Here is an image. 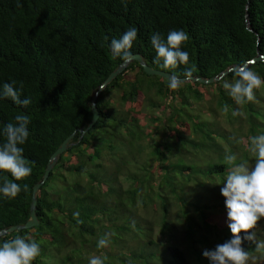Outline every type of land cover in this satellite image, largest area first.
Listing matches in <instances>:
<instances>
[{
    "label": "trees",
    "instance_id": "trees-1",
    "mask_svg": "<svg viewBox=\"0 0 264 264\" xmlns=\"http://www.w3.org/2000/svg\"><path fill=\"white\" fill-rule=\"evenodd\" d=\"M130 27L138 30L130 50L133 55L180 78H185V67L194 69L192 77L209 79L264 55V0H0V92L5 83L15 81L17 89L23 85L21 99L31 100L25 108L0 98V145L6 142L4 127L15 124L17 114L27 115L29 137L19 147L32 170L21 181L0 172V186L7 177L21 187L16 197L0 193V230L26 223L32 189L42 180L51 154L75 134L73 145L37 193L39 225L0 238V246L16 237L34 240L40 254L33 264H90L93 256L104 264H189L193 261L186 255L190 240L193 247L214 250L223 244L217 236L229 220L227 209L218 215L205 209L214 198L199 204L202 194L178 190L180 183L204 181L193 178L198 170L187 156L196 159L193 151L199 145L217 151L216 163L206 176L217 177L221 187L234 166H255L250 138L264 135V85L254 89V101L237 104L223 87L239 79L235 71L211 85L185 83L173 90L169 82L145 75L132 62L100 91L99 119L78 141V129L92 120L91 99L123 62L113 57L111 40L121 38ZM173 30L188 35L181 50L188 52L189 61L176 69H163L154 62L157 54L151 37L159 34L166 42ZM247 67L264 80L263 62ZM146 102L151 113L142 117ZM155 110L159 116L153 115ZM207 113L209 117H201ZM224 126L237 132L233 139L229 140ZM123 134L132 146L123 149L126 154L108 174L118 146L114 139ZM142 143L151 149L148 159L136 155ZM231 154L237 159L229 164L225 156ZM124 171L126 177L120 176ZM149 181L158 192L151 194L152 202L158 204L153 220L142 226L144 239L120 238V227L128 231L129 220L137 216L124 200L140 190L144 193L145 187L148 190ZM173 215L185 221L179 233ZM157 227L165 235L162 243L152 236ZM255 232L256 240H243L241 246L249 253L248 264H263L254 257L264 256V218ZM105 234H110L109 244L100 248L98 240ZM198 262L211 264L205 257Z\"/></svg>",
    "mask_w": 264,
    "mask_h": 264
},
{
    "label": "clouds",
    "instance_id": "clouds-1",
    "mask_svg": "<svg viewBox=\"0 0 264 264\" xmlns=\"http://www.w3.org/2000/svg\"><path fill=\"white\" fill-rule=\"evenodd\" d=\"M137 29L130 27L119 39L111 40V51L114 58H120L124 63L134 60L130 51L133 42L137 39ZM189 37L183 30H173L167 35L166 42L159 34L151 37L152 45L156 52L155 63L163 69H176L180 65H187L189 54L181 50ZM193 68L185 67L184 77L190 79ZM239 77L233 83L225 82L223 87L229 90L237 104H244L255 100L254 89L264 85V80L252 71L247 65H242L235 70ZM15 81L11 84L5 83L0 98L11 99L14 103L27 108L31 103L28 98L21 99L20 89L15 87ZM184 81L179 75H172L169 80V88L176 90ZM234 115L238 113H233ZM30 119L25 114L15 116V124L9 123L3 129L6 142L0 145V172L10 173L16 181L26 179L31 175L29 161L23 156V148L19 145L25 144L29 137L28 125ZM252 147L250 151L255 154V166L251 169L240 163L234 166L226 177L221 187V195L225 198L228 227L232 233V239L224 244L217 245L214 250H205L203 255L211 264H248L249 253L242 248V241L256 240L255 229L259 221L264 218V135L250 138ZM235 154L226 155L225 160L232 164L236 161ZM27 189V185H24ZM21 191L18 183L12 182L7 177L3 178L0 193L5 197H16ZM74 215L78 216L79 213ZM243 233V237L241 236ZM109 235L98 240V247H107ZM261 245H257L259 248ZM40 254L39 245L34 240H26L16 237L6 241L0 246V264H33ZM90 264H104L103 259L93 256Z\"/></svg>",
    "mask_w": 264,
    "mask_h": 264
},
{
    "label": "rangeland",
    "instance_id": "rangeland-1",
    "mask_svg": "<svg viewBox=\"0 0 264 264\" xmlns=\"http://www.w3.org/2000/svg\"><path fill=\"white\" fill-rule=\"evenodd\" d=\"M150 113L151 112L149 111L148 103L146 102L145 107H144V111H142V117H148V116H150ZM152 113L155 116L160 115V112H158L157 110L152 111ZM123 114L124 113L121 112V115H123ZM201 117L207 118V117H209V113L204 114ZM223 129H225L227 131V135H228V137H230L229 140L231 138L233 139V137L237 133V132L236 133L230 132L228 126H224ZM128 133H129V131H128ZM184 135H187V134H184ZM121 137L122 138L114 139L118 146H117V148H115V152L112 153L115 156L110 159V160H112V163L109 165V172H107L108 174H111L112 168L115 167L116 160L118 161L120 156L123 153H125V152L121 153L123 151V149L124 148L127 149L128 145L132 146L131 142L128 141L125 134L121 135ZM217 143H220L219 139H217ZM221 143L223 144L224 141L221 140ZM139 146H140V148L136 152V155L140 158L148 159L149 155L147 154V152L150 154L151 149L149 150L147 148L146 143H142V145L140 144ZM186 148L191 149V150L193 149V147H191V146H187ZM194 152L197 153L196 159H193V157L188 155V152L183 151V152H181V154H187L188 155L187 156L188 161L191 164H193L195 167H197L198 172L193 175V178L195 177L198 181H199V178H202L204 181L201 182L200 184L193 183V185L192 184L184 185L183 183H180V182H182V180H181L180 176L177 175L178 182L180 183V185H178V190L184 194H190V193L202 194V195L198 196L199 202L201 200V201L205 202V203H203L205 205L208 203V201L205 198H209V199L214 198V201L212 203H209L208 206H205V209L209 208L208 211L211 210V212L215 215L224 214V212H225L224 210L226 209L225 198L221 195V192L217 194V187H221L220 181L217 179V177H213V176H209V175L206 176L209 173L212 166L216 163L217 151H210V150H208V148H205L204 145H199V147L197 149H195L193 151V153ZM126 173L127 172L124 171L123 174H121L120 176L126 177V175H127ZM154 176L156 178L159 177L158 175H154ZM204 177L206 179H204ZM85 179H86V177H85ZM213 182L215 183V186H214ZM206 183H210V184H212V186H209ZM148 184H149L150 188L147 190V188L145 187L144 193L142 190H140L139 192L136 193L137 195H135V196L131 195L129 198H126L124 200L125 205L127 207H129V208H130V206L133 207L131 213L136 214L137 216H136V218L129 220L130 227L128 226L129 227L128 231L125 230V226L120 227V229L122 230V233H120V238L124 237L125 240L129 239L130 242H133L137 239H140V240L144 239L146 234L143 233L144 231H142V229H143L142 226H144V227H146V225L148 226V224L151 222V220H153L154 210H155L154 207L156 204H158V202H156L155 200H153L154 202H152V199H151V194L154 192H157V190H155V191L152 190L155 188H153L152 183L150 181ZM123 185L126 186L127 183L124 182ZM51 188H53L55 190V186H53ZM211 194L213 197L210 196ZM214 195H217V196L214 197ZM131 202H134V203H131ZM153 203H155V204H153ZM199 204H201V202ZM199 206H201V205H199ZM201 207L204 208V206H201ZM219 207H221V208H219ZM213 209H215L214 212L212 211ZM127 212H128V210H127ZM218 212H220V213H218ZM170 214H172V213H170ZM225 214H227V212ZM171 218L174 222L175 232L179 233L180 231H182V229H184V227H185L184 219L175 218L174 215ZM136 223H138V224H136ZM231 235H232V233H231L229 227H224L220 230V234H219V236H217V240L219 239L220 243L224 244L225 239L231 237ZM152 236H153V238L155 237V240L158 243H162L163 240L165 239V235L160 232V228H158V227L155 230H153ZM177 236H178V234H177ZM186 248L188 250L186 255L191 256V258L193 259V261H190L189 264H200L198 262V259H200V258L203 261V258H204L203 252L205 250H207V248L205 246L197 245V246L193 247V243L190 240V242L188 243ZM91 253L92 252H90V254ZM260 253H263V252H260ZM257 259L260 260V262L264 264V256H259V258L254 257L255 261Z\"/></svg>",
    "mask_w": 264,
    "mask_h": 264
},
{
    "label": "water",
    "instance_id": "water-1",
    "mask_svg": "<svg viewBox=\"0 0 264 264\" xmlns=\"http://www.w3.org/2000/svg\"><path fill=\"white\" fill-rule=\"evenodd\" d=\"M259 61L264 63V55L257 56L256 58L248 61L245 65L254 64L255 62H259ZM132 62L138 63V65L141 67L144 74L147 76H150V77H159V78L169 82L171 76L173 75L171 73L156 70V69H153V68L147 66L143 57L139 54L134 55V60ZM132 62H130V63H132ZM130 63L122 62L113 72H111L109 74V76L107 77V79L104 81V83L101 85L100 89L95 93L94 97L91 99L90 109L92 112V120L85 128L78 129V133L80 134L78 137V141H80L83 138V136L94 127L95 123L99 119V111H98L97 106H96V98L99 95L100 91L103 90L112 81H114L119 75H122L126 71L128 65ZM237 68L238 67H232V68H230L224 72H221L218 76L213 77V78H209V79H203V78H199V77H191L190 79H185V78H180V79L182 81H184L183 84H185V83H192V84L197 83V84H201V85H211V84H214V83L220 81L226 75H228L230 72L235 71ZM74 135L75 134L73 133L70 136H68L61 143V145L51 154V156L48 160V163L46 165L44 174L42 176V180L39 183H37L36 185H34V187L32 189V194H31V201H30V208H29V219L23 225L12 226V227H9L7 229L0 230V238L4 237L5 235L11 234L13 232H20L22 230L32 229V228L39 225V220H38L37 215H36L37 193H38L39 189L42 187V185L45 183L47 178L49 177L53 168L56 166L59 158L68 150V148L70 146L73 145V143H71V140L73 139Z\"/></svg>",
    "mask_w": 264,
    "mask_h": 264
}]
</instances>
